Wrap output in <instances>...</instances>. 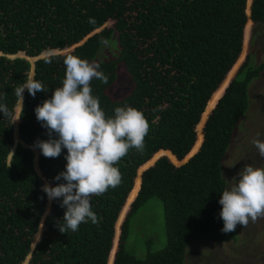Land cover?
<instances>
[{"label":"trees","instance_id":"trees-1","mask_svg":"<svg viewBox=\"0 0 264 264\" xmlns=\"http://www.w3.org/2000/svg\"><path fill=\"white\" fill-rule=\"evenodd\" d=\"M259 23L264 0H0V103L10 112L0 113V264H183L192 241L235 240V231L221 232V166L248 110L251 83L264 71L249 49L264 41L253 33ZM105 40L116 52L99 60L108 83L94 79L92 94L106 116L118 106L140 110L150 131L142 153L132 149L115 165L121 184L92 197L99 225L61 233L65 209L53 200L44 216L42 185L64 182L54 177L65 170L67 150L45 158L35 147L49 136L34 109L62 86L66 55L93 62ZM20 52L36 58L33 77L48 91L32 97L25 89L15 126V89L30 69L27 58L9 57ZM119 64L132 86L125 94L116 91ZM152 197L162 203L166 240L139 257L126 246L130 221Z\"/></svg>","mask_w":264,"mask_h":264},{"label":"clouds","instance_id":"clouds-1","mask_svg":"<svg viewBox=\"0 0 264 264\" xmlns=\"http://www.w3.org/2000/svg\"><path fill=\"white\" fill-rule=\"evenodd\" d=\"M88 22L95 23L93 18ZM102 42L108 43L106 40ZM53 58H46V62L50 63ZM63 63L62 86L55 88L51 98L34 109L37 121L49 136L47 140L35 141V147L45 158H58L62 149L67 150L65 170L54 177L56 181L62 179L64 182L54 186L45 182L42 191L50 203L60 200V207L65 211L61 219L63 223L58 221L56 226L59 232L68 233L78 231L79 226L88 221L99 225L100 217L92 210V197L102 196L109 188L121 184L122 174L115 165L132 149L144 151L150 124L140 110L128 105L118 106L113 116H106L99 98L92 94L94 79L108 83V76L99 70L98 63L73 54L66 55ZM25 89L32 97L37 92L48 91L34 77L16 87L18 101L15 107L17 104L18 107L11 122L17 121L16 125L23 114ZM0 113L4 117L10 115L6 104L0 103ZM252 144L264 157V141L256 138ZM34 152L36 154V148ZM12 155L15 154L12 152ZM12 163L9 158L6 167L10 168ZM35 166L38 170L37 164ZM218 202L222 206L219 213L223 220L221 232L225 234L234 232L237 226L247 227L249 222L264 218V167L244 165L231 187L221 192ZM40 227H43L42 223Z\"/></svg>","mask_w":264,"mask_h":264},{"label":"rangeland","instance_id":"rangeland-1","mask_svg":"<svg viewBox=\"0 0 264 264\" xmlns=\"http://www.w3.org/2000/svg\"><path fill=\"white\" fill-rule=\"evenodd\" d=\"M254 32L264 40V23L256 24ZM250 38L251 36L248 39ZM259 42L253 41V44L249 42V49L254 51L252 56L257 63L264 61V41L262 42L263 44ZM115 52L114 48L110 49L108 45L104 46L93 62L98 63L104 57H112ZM43 54H46V52L41 55ZM16 57L27 58L30 63L27 80L29 77H33L34 60L36 58H29L23 53L17 54ZM11 58H14V56ZM118 76L123 85L121 89H117L116 91L125 94L130 91L132 86L130 83H127V76L122 64L118 66ZM251 84L252 89L249 93L248 110L232 134L231 143L221 166L222 173L226 178V189L230 188L235 182L244 165L264 167V157L258 154V150L252 144V140L256 138L264 141V71ZM17 107L18 104L15 107V113L11 116V122L16 114ZM13 124L16 125L17 122H13ZM17 141V133L15 132L14 145ZM34 156L36 162L37 155L35 152ZM230 165L232 166L229 167ZM49 205L50 202L48 201L44 216L49 211ZM41 223H43V218L39 221V231H37L33 238L32 248H34L39 239ZM129 229L130 232L126 246L129 250L132 249L131 251L135 252L137 256L143 257L148 250L154 251L161 248L166 240V230L160 199L156 197L149 199L132 217ZM235 234V240L226 242L211 240L190 242L186 249L183 264H264V218L258 219L255 223L249 222L247 227L237 226ZM145 239H150V243L146 244L144 242Z\"/></svg>","mask_w":264,"mask_h":264},{"label":"water","instance_id":"water-1","mask_svg":"<svg viewBox=\"0 0 264 264\" xmlns=\"http://www.w3.org/2000/svg\"><path fill=\"white\" fill-rule=\"evenodd\" d=\"M85 40V39H84ZM36 154H38L37 152H36ZM38 156V155H37Z\"/></svg>","mask_w":264,"mask_h":264}]
</instances>
